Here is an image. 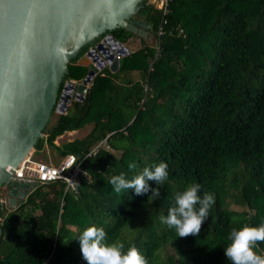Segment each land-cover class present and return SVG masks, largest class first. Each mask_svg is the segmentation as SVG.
Segmentation results:
<instances>
[{"label":"trees","instance_id":"16d2710c","mask_svg":"<svg viewBox=\"0 0 264 264\" xmlns=\"http://www.w3.org/2000/svg\"><path fill=\"white\" fill-rule=\"evenodd\" d=\"M161 17L142 0L131 20L155 35ZM164 19L158 51L140 38L115 71L95 74L82 100L53 108L34 152L47 144L74 154L89 177L75 190L37 183L14 208L0 204V264H86L75 237L90 225L125 251L135 246L147 264H231L223 251L230 232L264 222V0H171ZM106 33L122 44L136 37L124 27ZM104 35L68 61L58 97L67 80L86 74L77 59ZM87 123L82 136L54 142ZM161 160L168 178L150 204L148 194L113 192L111 176L131 179ZM191 182L215 203L198 235L177 237L160 216ZM257 245L262 255L264 241Z\"/></svg>","mask_w":264,"mask_h":264},{"label":"water","instance_id":"95a60500","mask_svg":"<svg viewBox=\"0 0 264 264\" xmlns=\"http://www.w3.org/2000/svg\"><path fill=\"white\" fill-rule=\"evenodd\" d=\"M27 2L28 0H0V185L16 182L12 178L13 168L34 148L59 99L62 101V109L57 112L62 113L70 102L84 98L93 77L104 66H108L111 71L118 68L119 58L129 51L124 44L106 32L124 27L140 34L143 27L137 20H131L142 0H132L130 5L129 0H110L113 7L109 15L87 23L81 19L79 22L63 24L54 38L43 42L45 53L34 64L23 83L15 89L13 112L5 122L2 108L4 26L9 19L14 23H22L27 15L26 8L9 9L6 5H23ZM149 2L153 4L152 1ZM103 33L105 35L100 41L90 46L77 59L78 64L87 67L86 74L78 80H67L58 97L59 85L68 61L77 56L81 47ZM105 38H110L117 47L103 50Z\"/></svg>","mask_w":264,"mask_h":264},{"label":"clouds","instance_id":"9594fccd","mask_svg":"<svg viewBox=\"0 0 264 264\" xmlns=\"http://www.w3.org/2000/svg\"><path fill=\"white\" fill-rule=\"evenodd\" d=\"M131 3L132 0H129ZM129 167L134 165L130 164ZM167 178L168 164L161 160L151 167H144L131 179H127L124 173L113 175L109 183L116 194H122L125 190L128 192L129 189L135 195L148 194L147 203L150 204L160 196L157 185H162ZM150 181L154 183L150 184ZM201 187L200 183L191 182L182 190L174 192L167 215L160 216L161 222L174 229L177 237L198 235L202 223L209 217L215 194L209 191L201 193ZM75 238L86 264H147L144 255L135 246L125 251L122 242L107 241L102 226L90 225ZM229 241L223 251L231 264H264V255L256 250L257 242L264 241V222L258 225L244 224L233 229Z\"/></svg>","mask_w":264,"mask_h":264},{"label":"snow or ice","instance_id":"6c2138e0","mask_svg":"<svg viewBox=\"0 0 264 264\" xmlns=\"http://www.w3.org/2000/svg\"><path fill=\"white\" fill-rule=\"evenodd\" d=\"M6 7L26 8L27 15L22 23L9 19L4 26L2 108L5 122L13 112L15 89L46 51L43 42L54 38L67 22L82 19L87 23L109 15L113 5L110 0H28L23 5Z\"/></svg>","mask_w":264,"mask_h":264},{"label":"built area","instance_id":"2783aa9c","mask_svg":"<svg viewBox=\"0 0 264 264\" xmlns=\"http://www.w3.org/2000/svg\"><path fill=\"white\" fill-rule=\"evenodd\" d=\"M149 1L156 4V6L162 11V17L155 33L158 51L160 47L159 37L163 32L162 25L165 21L164 15L168 12V5L171 0ZM178 32L182 33V28H179ZM104 145L106 146L105 140L103 139L95 144L85 156L94 154L99 146ZM85 177L88 178L89 175L81 168L80 160L71 153L61 156L56 163L44 160H34L31 156H26L12 170V178L14 181L32 185L33 187L37 183L61 180L65 183V189L75 190L80 180ZM262 255H264V250H262Z\"/></svg>","mask_w":264,"mask_h":264},{"label":"rangeland","instance_id":"374dc122","mask_svg":"<svg viewBox=\"0 0 264 264\" xmlns=\"http://www.w3.org/2000/svg\"><path fill=\"white\" fill-rule=\"evenodd\" d=\"M153 36L154 37L152 40V44H156V36L155 35H153ZM60 109H62L61 99L58 100V103L56 105L55 110L59 111ZM90 128H91V124L87 123L83 127L79 128L75 131H72L69 133H64V134L58 136L54 142L56 144L60 145L67 140H71L75 137L82 136ZM27 156H31V158L34 160H41V161L46 160L47 162H55L61 157L60 154H58L55 149L49 147L47 144H45L44 147L42 148V150H40L37 153L34 152V148L31 149L30 153ZM13 184H16V191L18 189L22 193H27L33 187L32 185L21 184V183H17V182H12V185ZM6 189H7V183L0 185V204H2L3 206H4V196L6 194ZM21 199L22 198H20V199L18 198V200L15 202L14 206H12L13 204H9L10 209L14 208L16 206V204L18 203V201H20Z\"/></svg>","mask_w":264,"mask_h":264},{"label":"crops","instance_id":"0c3cea01","mask_svg":"<svg viewBox=\"0 0 264 264\" xmlns=\"http://www.w3.org/2000/svg\"><path fill=\"white\" fill-rule=\"evenodd\" d=\"M135 20H137L139 23H141L143 25V27H141L142 31L140 32V34L135 32L136 37L131 38L126 43H124V45L127 47L128 51L136 49L142 43V42H140V38L143 39L146 44H152V40L154 37L153 36L154 34L149 30L148 25H146L143 20H141V19H135ZM72 131H75V130H72ZM72 131H66L64 133H69ZM11 186H12V184H7L6 194L4 196V206L7 208V210L10 209L9 204H13L12 206H14V204L18 200V198L23 199L26 196V193H22L18 189L16 191V188H11Z\"/></svg>","mask_w":264,"mask_h":264},{"label":"bare ground","instance_id":"6f19581e","mask_svg":"<svg viewBox=\"0 0 264 264\" xmlns=\"http://www.w3.org/2000/svg\"><path fill=\"white\" fill-rule=\"evenodd\" d=\"M109 47V49L116 48L117 45L114 41H112L110 38H105V43L102 44V49L106 50V48Z\"/></svg>","mask_w":264,"mask_h":264},{"label":"flooded vegetation","instance_id":"af4514ba","mask_svg":"<svg viewBox=\"0 0 264 264\" xmlns=\"http://www.w3.org/2000/svg\"><path fill=\"white\" fill-rule=\"evenodd\" d=\"M11 188H16V184H13V185L11 186Z\"/></svg>","mask_w":264,"mask_h":264}]
</instances>
